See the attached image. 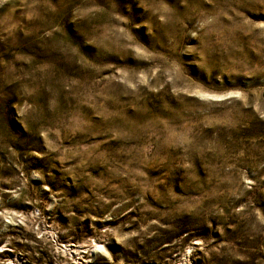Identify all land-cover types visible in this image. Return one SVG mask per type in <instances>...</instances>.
Segmentation results:
<instances>
[{"label":"rangeland","instance_id":"obj_1","mask_svg":"<svg viewBox=\"0 0 264 264\" xmlns=\"http://www.w3.org/2000/svg\"><path fill=\"white\" fill-rule=\"evenodd\" d=\"M76 260L264 264V0H0V264Z\"/></svg>","mask_w":264,"mask_h":264},{"label":"bare ground","instance_id":"obj_2","mask_svg":"<svg viewBox=\"0 0 264 264\" xmlns=\"http://www.w3.org/2000/svg\"><path fill=\"white\" fill-rule=\"evenodd\" d=\"M71 245L72 244H65V247L70 251V253H74V251H75V249H80V248H82V247H84V246H82V245H77L76 247H71ZM74 264H92V263H89V262H87V261H78V260H76V261H74L73 262ZM12 264V263H11Z\"/></svg>","mask_w":264,"mask_h":264}]
</instances>
